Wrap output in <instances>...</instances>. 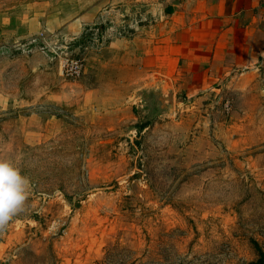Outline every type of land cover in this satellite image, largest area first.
I'll list each match as a JSON object with an SVG mask.
<instances>
[{
  "label": "rangeland",
  "instance_id": "obj_1",
  "mask_svg": "<svg viewBox=\"0 0 264 264\" xmlns=\"http://www.w3.org/2000/svg\"><path fill=\"white\" fill-rule=\"evenodd\" d=\"M153 1L0 0V30L87 23L70 43L78 77L47 48L57 36L14 39L38 51L15 60L27 101L2 111L0 159L30 188L0 228V264H256L255 242L264 253V68L149 109L105 62L109 40L138 31Z\"/></svg>",
  "mask_w": 264,
  "mask_h": 264
},
{
  "label": "crops",
  "instance_id": "obj_2",
  "mask_svg": "<svg viewBox=\"0 0 264 264\" xmlns=\"http://www.w3.org/2000/svg\"><path fill=\"white\" fill-rule=\"evenodd\" d=\"M149 4V21L138 24L130 37L110 39L107 47L110 58L104 62L119 72L118 82L126 85L128 94L138 89L171 93L174 101L178 94L220 92L264 68L263 1L166 0L156 4L154 0ZM83 24L86 18L76 23L46 16L30 19L18 33L0 30V116L17 102L27 101L19 86L22 75L15 66L18 57L38 51L37 43L27 41L43 30L47 39L53 35L75 42ZM103 29L106 34L107 28ZM17 36L29 39L16 41ZM96 39L104 43L105 37L97 35ZM40 49L48 68L52 57ZM42 74L49 76V71Z\"/></svg>",
  "mask_w": 264,
  "mask_h": 264
},
{
  "label": "clouds",
  "instance_id": "obj_3",
  "mask_svg": "<svg viewBox=\"0 0 264 264\" xmlns=\"http://www.w3.org/2000/svg\"><path fill=\"white\" fill-rule=\"evenodd\" d=\"M30 188L29 179L8 160L0 159V228L21 210Z\"/></svg>",
  "mask_w": 264,
  "mask_h": 264
},
{
  "label": "built area",
  "instance_id": "obj_4",
  "mask_svg": "<svg viewBox=\"0 0 264 264\" xmlns=\"http://www.w3.org/2000/svg\"><path fill=\"white\" fill-rule=\"evenodd\" d=\"M264 1V0H261ZM44 39V38H43ZM45 40V39H44ZM61 42V43H58ZM70 41L66 39L65 37H57L54 39V41H51L47 43V48L50 49V51L53 54H57L56 50L61 49V53L64 57L61 59V68L62 72L67 77H78L81 74H83V63L82 59L78 57H72L71 51H70ZM225 106H229V101L227 100L225 103Z\"/></svg>",
  "mask_w": 264,
  "mask_h": 264
},
{
  "label": "water",
  "instance_id": "obj_5",
  "mask_svg": "<svg viewBox=\"0 0 264 264\" xmlns=\"http://www.w3.org/2000/svg\"><path fill=\"white\" fill-rule=\"evenodd\" d=\"M137 96L144 101L148 108H150L151 101H155L158 103L160 110L170 109L172 106L173 98L171 93H167L165 95L160 94L159 92L140 90L137 93Z\"/></svg>",
  "mask_w": 264,
  "mask_h": 264
},
{
  "label": "trees",
  "instance_id": "obj_6",
  "mask_svg": "<svg viewBox=\"0 0 264 264\" xmlns=\"http://www.w3.org/2000/svg\"><path fill=\"white\" fill-rule=\"evenodd\" d=\"M76 44L81 45V42L73 43V46ZM254 245H255L257 253H258V259L256 261V264H264V253L261 251L260 247H258V244L256 242L254 243Z\"/></svg>",
  "mask_w": 264,
  "mask_h": 264
}]
</instances>
